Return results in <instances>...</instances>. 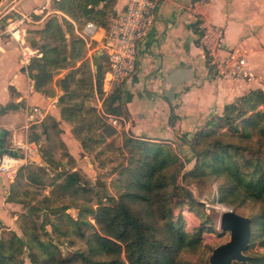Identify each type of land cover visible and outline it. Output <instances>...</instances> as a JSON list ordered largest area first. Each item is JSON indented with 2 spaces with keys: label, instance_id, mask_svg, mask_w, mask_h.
Wrapping results in <instances>:
<instances>
[{
  "label": "trees",
  "instance_id": "trees-1",
  "mask_svg": "<svg viewBox=\"0 0 264 264\" xmlns=\"http://www.w3.org/2000/svg\"><path fill=\"white\" fill-rule=\"evenodd\" d=\"M115 4L53 1L52 9L60 15L37 31L40 56L31 58L28 76L36 92L46 97L60 92L61 119L72 127L83 152L115 174L116 195L93 188L61 141L58 123L46 116L40 124L44 165L29 163L17 171L13 186L19 192L14 200L22 206L15 220L19 234L0 225V264H24L23 257L29 264H192L183 255L195 253L203 242L209 219L188 231L174 217L175 209L198 205L178 180L191 158L183 162L170 144L118 133L106 122L107 114L127 119V111L118 91L103 98L107 65L93 72L84 43L74 37L75 29L88 22L105 30ZM94 90L102 99L101 113L88 105ZM263 106L264 88L225 106L193 134L189 149L194 166L181 175L183 183H217L218 202L251 220L244 252L250 260L244 264H264ZM12 108L0 107V115ZM39 138L35 134L33 140ZM244 152L250 157L236 162ZM71 208L76 217L67 213ZM64 244L74 249L66 257L59 249Z\"/></svg>",
  "mask_w": 264,
  "mask_h": 264
},
{
  "label": "crops",
  "instance_id": "crops-1",
  "mask_svg": "<svg viewBox=\"0 0 264 264\" xmlns=\"http://www.w3.org/2000/svg\"><path fill=\"white\" fill-rule=\"evenodd\" d=\"M43 1L25 0L23 11L28 12ZM126 1L116 0L114 14L124 8ZM191 1L158 2L153 26L137 47L134 74L112 87V92L118 91L128 114L127 119L115 117L122 132L134 138L170 144L187 154L192 135L198 129L211 118L220 116L225 106L264 88V0H207L204 8L207 20L223 29L225 49L245 52L249 77L235 81L213 78L209 74L197 44L195 18L186 9ZM12 10L5 9L0 20V107H13L0 115V131L4 133L2 149L8 150L12 138L20 142L26 137L37 146L36 140L31 138L36 134L44 141L40 135L41 122L25 128L27 110L38 107L58 123L60 139L68 154L87 175V166L92 168L91 157L74 139L72 127L60 117V92L56 90L55 96L46 97L34 90L28 68L25 73L20 66L15 42L4 34V21L13 15ZM39 19H35L34 25L42 23ZM83 43L89 54L93 52L94 72L106 62L101 52L103 33L99 32L90 43ZM33 49L34 56H40L37 49ZM93 95L99 99L94 108L101 112L102 100L96 93ZM35 164L44 165L40 152ZM18 197L13 181L0 178V225L11 231L16 227V214L22 211V206L14 200Z\"/></svg>",
  "mask_w": 264,
  "mask_h": 264
},
{
  "label": "built area",
  "instance_id": "built-area-1",
  "mask_svg": "<svg viewBox=\"0 0 264 264\" xmlns=\"http://www.w3.org/2000/svg\"><path fill=\"white\" fill-rule=\"evenodd\" d=\"M53 1L58 0H44L35 9L25 13L16 12L4 21V34L15 42L19 52V63L25 73L31 58L35 55V52L31 51L26 44L25 26L37 23L35 17L40 18L38 21H43L47 16L60 14L52 9ZM159 1L127 0L124 8L109 19L105 30L91 22L86 23L81 30L75 29L76 36L85 43L93 41L99 32L103 33L104 43L101 46V52L106 58L107 65L102 83L104 95L110 94L114 85L134 74L137 47L144 41L153 26L155 9ZM206 4L207 0H192L186 9L195 18L197 44L203 52L209 74L213 78L234 81L249 77L245 52L238 49H225L224 31L205 17ZM45 116L46 113L41 108H30L26 112L25 128L40 123ZM107 123L113 128L120 126L115 117H108ZM8 151L0 153V178L11 182L20 167L35 163V158L39 156L38 147L26 137L20 142L12 138ZM216 195L218 198L217 191ZM216 203L218 208L224 207L223 211H232L231 207L220 204L218 199Z\"/></svg>",
  "mask_w": 264,
  "mask_h": 264
},
{
  "label": "rangeland",
  "instance_id": "rangeland-1",
  "mask_svg": "<svg viewBox=\"0 0 264 264\" xmlns=\"http://www.w3.org/2000/svg\"><path fill=\"white\" fill-rule=\"evenodd\" d=\"M23 1L25 0H2L0 2V20L3 18L5 9L8 10L9 8H13L12 10L13 14L16 12L25 13V11H23L25 7L23 6V3H24ZM36 7L37 5L32 7L31 10L35 9ZM52 16L53 15L47 16L42 21L41 24H37V25L29 24L25 26V29H26V38H25L26 40L25 41L31 51L34 50L33 48H36V49L38 48L40 37L37 34V31L41 30L44 23ZM74 37H77V36L74 35ZM86 58L89 60L91 70L93 71L94 70L93 52L89 54L88 50L86 49ZM104 63H105L104 65H106V62ZM102 83H103V80L101 81V91H102ZM93 93H96L95 90L93 91ZM96 95L99 97L98 93H96ZM103 97H106V96L103 94ZM99 98L100 100H102L101 97ZM98 101L99 99L95 97V95H92L88 105H90L91 107H95L98 105L99 103ZM95 109L97 110V108ZM263 109H264V106H263ZM106 122H107V119H106ZM118 125H120L119 121H118ZM119 127L115 129L118 131V133H121L122 128H119ZM222 131H224V129ZM34 137H35V134H33L31 138L33 139ZM36 142H37L36 144L38 146V150L40 151V149H42L45 146V141H43L40 138ZM173 149H175L178 156L181 158L183 162H185L186 159L191 158V162L185 165L184 169L179 175L178 180H179V184L182 185L190 193L194 203L196 202L198 204V205L195 204L192 206L193 210H191L189 206H185L180 209H175L174 217L175 218L180 217L182 220L183 228L188 231H191L192 228L199 227L201 222L206 221L205 219H209V222L206 224V227H208L207 228L208 230L205 231L202 235L203 242L200 248L193 254L183 255V258L192 264H208V258L211 255L212 250L216 248L217 246L226 243L229 240V233L221 232L219 228V224H218V218L221 212L218 211V205L216 203L218 199L216 195V191L218 193L217 183L210 182L207 184L198 185L196 183L188 184V183L181 182L182 173H185L186 171L190 170L194 166V159H192L190 149L188 150L189 151L188 154L186 152L181 153V151H178L176 147H173ZM242 155L243 157H241V154L238 155V157L236 158V162H240V160H242L244 157L249 158L250 152H244L242 153ZM90 162H91L90 164L92 165V168L87 166L88 174L87 175L85 174V175L91 180L92 182L91 185L93 186V188L96 191H102L105 195L109 197H115L116 195L115 190L117 187L115 183V179H116L115 174H112L108 169L100 168L98 166V163L92 157H91ZM86 164H87V161H86ZM210 206H212L213 209ZM67 213L71 215L72 217H76V214H77L76 210L73 208L69 209ZM201 216L203 218H201ZM92 223L94 224V222ZM47 230L50 231L49 227H47ZM14 231L17 234H19L17 227H15ZM59 249L63 257L68 256L71 253V251L74 250L72 248L67 247L65 244L61 245ZM22 259H23L24 264H29L28 260L25 257H23Z\"/></svg>",
  "mask_w": 264,
  "mask_h": 264
},
{
  "label": "water",
  "instance_id": "water-1",
  "mask_svg": "<svg viewBox=\"0 0 264 264\" xmlns=\"http://www.w3.org/2000/svg\"><path fill=\"white\" fill-rule=\"evenodd\" d=\"M4 133L0 131V153L9 152L2 149ZM218 224L221 232L229 233V240L212 250L208 264H244L250 258L244 255L251 237V220L238 215L234 211H223L219 215Z\"/></svg>",
  "mask_w": 264,
  "mask_h": 264
},
{
  "label": "bare ground",
  "instance_id": "bare-ground-1",
  "mask_svg": "<svg viewBox=\"0 0 264 264\" xmlns=\"http://www.w3.org/2000/svg\"><path fill=\"white\" fill-rule=\"evenodd\" d=\"M223 210H225L223 206H220V207L218 208V211H223Z\"/></svg>",
  "mask_w": 264,
  "mask_h": 264
}]
</instances>
